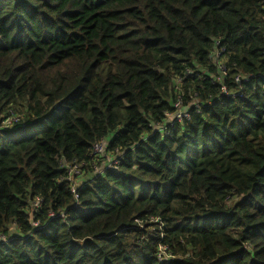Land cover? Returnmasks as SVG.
<instances>
[{
	"label": "trees",
	"instance_id": "trees-1",
	"mask_svg": "<svg viewBox=\"0 0 264 264\" xmlns=\"http://www.w3.org/2000/svg\"><path fill=\"white\" fill-rule=\"evenodd\" d=\"M0 235V264H264V0H0Z\"/></svg>",
	"mask_w": 264,
	"mask_h": 264
},
{
	"label": "built area",
	"instance_id": "built-area-1",
	"mask_svg": "<svg viewBox=\"0 0 264 264\" xmlns=\"http://www.w3.org/2000/svg\"><path fill=\"white\" fill-rule=\"evenodd\" d=\"M217 47H219V43L216 44ZM224 52V50H219L216 49V51L212 54V60L213 62L220 67V69H224L223 65H222V60H221V56L222 53ZM190 75V72H187L185 74V76ZM242 80H244V77L238 76L236 77L235 81L237 83H241ZM184 81V77H178L173 85V89L176 91V102L173 105V112H168L165 114V121L163 124L159 125V128L163 131V132H167L169 131L171 128L175 127L177 124H181L184 121L190 120L191 116L188 110V107H186L184 105V101H183V96L184 93L182 92V90L180 89V86L182 85ZM225 94H228V92L224 89ZM7 121H4V124H10L11 122H16L17 120H15L13 117L9 118V119H5ZM107 142L104 140L102 142L96 143L93 146L92 149V163L93 164H97L99 163L100 160H98V158L100 157H106L107 155ZM119 165V160H118V154L116 155L115 159L112 160L107 168L110 169H116ZM85 164H80L78 163L76 160H74L71 163H64L62 165V167L64 169H66L68 171L69 174V180L72 181L73 186H72V194L75 196V198H78L77 195V191H78V187L77 184L79 181H81L82 176H83V167H85ZM41 200L37 199L34 203V208L36 210H39V208L41 207ZM52 217L54 216V214H50ZM4 239L3 235H0V241H2Z\"/></svg>",
	"mask_w": 264,
	"mask_h": 264
},
{
	"label": "rangeland",
	"instance_id": "rangeland-1",
	"mask_svg": "<svg viewBox=\"0 0 264 264\" xmlns=\"http://www.w3.org/2000/svg\"><path fill=\"white\" fill-rule=\"evenodd\" d=\"M107 155H109V157H112L109 153H107ZM106 155V156H107ZM103 158V159H102ZM106 158V157H105ZM104 157H100V158H98V160H100L99 162H102L104 159H105ZM87 175V173L86 172H84V176L83 177H85Z\"/></svg>",
	"mask_w": 264,
	"mask_h": 264
},
{
	"label": "water",
	"instance_id": "water-1",
	"mask_svg": "<svg viewBox=\"0 0 264 264\" xmlns=\"http://www.w3.org/2000/svg\"><path fill=\"white\" fill-rule=\"evenodd\" d=\"M31 224H32V220H31Z\"/></svg>",
	"mask_w": 264,
	"mask_h": 264
}]
</instances>
